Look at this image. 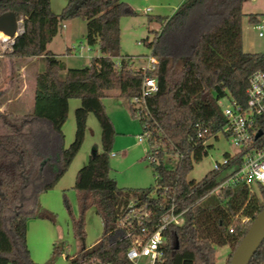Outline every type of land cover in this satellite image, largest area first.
<instances>
[{"label":"trees","instance_id":"trees-1","mask_svg":"<svg viewBox=\"0 0 264 264\" xmlns=\"http://www.w3.org/2000/svg\"><path fill=\"white\" fill-rule=\"evenodd\" d=\"M245 1L183 0L172 15L149 17L161 24L151 31V39L146 38L158 59L157 69L149 74L159 89L145 98L149 115L144 120L151 131L148 153L159 162L153 164L154 186L126 188L111 176L116 130L103 99L116 89L136 115L134 99L141 96L143 74L121 55V18L135 15V10L123 0H67L59 13L53 12L51 0H0V15L12 11L23 20L24 31L14 39L12 56L44 58L35 78L32 109L0 111V264H38L27 243L28 221L56 220L41 205L40 195L55 186L80 150L91 112L101 127L102 150H94L78 170L74 189L79 215L73 219V232L76 238L86 236V212L94 209L103 221V233L95 244L67 256L68 264H128V242L117 221L130 196L148 200L157 187L175 182L181 207L189 210L183 224L166 230L164 264H217L216 249L224 245L231 248L230 264L264 208V188L226 187L201 199L219 185L222 172L213 169L198 182L187 177L194 161L208 154L207 140L224 124L219 101L232 96L244 103L249 76L264 68V53L243 49ZM76 17L87 21L88 44L97 45L102 55L83 68H67L48 44L62 21ZM249 20L257 22L256 16ZM71 98H80L81 105L75 110V138L65 147L63 125ZM155 143L158 148H153ZM164 145L183 154L177 166L164 160ZM62 248L63 243L54 244L44 264H53ZM249 264H264V240Z\"/></svg>","mask_w":264,"mask_h":264},{"label":"rangeland","instance_id":"rangeland-1","mask_svg":"<svg viewBox=\"0 0 264 264\" xmlns=\"http://www.w3.org/2000/svg\"><path fill=\"white\" fill-rule=\"evenodd\" d=\"M135 10V15L121 18V55L132 61V68L138 69L145 64L146 56L151 49L146 38L153 37L152 30H159L161 24L150 21L149 17L157 15L170 16L175 6L182 0H123ZM67 0H51L53 12L59 13ZM243 49L248 53H264V0H247L243 3ZM250 16H256L257 22H251ZM262 29L259 30L258 26ZM259 31L263 36H259ZM87 21L76 17L62 21L58 33L48 44V49L57 54L65 62L67 68H83L90 64L93 57L101 56L97 45H89L87 41ZM0 50V111L9 108L16 112L30 111L34 105L36 74L43 70L44 58L12 56V39ZM122 57H118V61ZM65 71H63V74ZM106 111L111 117L116 137L110 153L111 176L120 187L147 188L156 184L153 165L148 159L149 142L145 137L143 125L137 115H133L130 102L120 96L116 89L110 90L103 99ZM229 103L228 97L219 101L220 105ZM81 105L80 98L69 100L68 118L63 125L64 146L68 147L75 138V110ZM207 145L208 154L201 160L194 161L188 180L201 181L213 170L216 162H222L226 153H234L235 148L226 136L219 132L210 137ZM102 150L101 127L94 113L87 118L86 133L83 144L72 160L66 172L55 186L40 195L41 205L50 210L56 220L31 218L28 221L27 243L32 259L38 264L46 263L54 248V244L63 243L62 253L58 254L53 264H68L67 256H73L83 246H91L98 242L103 233V221L94 209L86 212V236L76 238L73 232V219L79 215L77 193L74 189L78 170L84 166L93 151ZM170 153L172 151L170 149ZM112 153H115L112 155ZM172 159H176L173 154ZM231 248L228 245L216 249L217 264H226Z\"/></svg>","mask_w":264,"mask_h":264},{"label":"built area","instance_id":"built-area-1","mask_svg":"<svg viewBox=\"0 0 264 264\" xmlns=\"http://www.w3.org/2000/svg\"><path fill=\"white\" fill-rule=\"evenodd\" d=\"M17 22L19 35L24 31V25L22 18L17 19ZM258 28L261 30L262 26L259 25ZM258 34L263 36L262 31ZM8 38L12 39L13 45V38L9 36ZM6 44L9 43L0 44L2 52ZM157 65L158 59L150 53L145 58V64L138 68L143 78L141 96L134 99V106L136 115L144 121L145 130V134L139 136L140 141L147 137L149 142L151 136L149 124L144 120V117L149 115L145 98L159 89L156 78L149 74L157 69ZM227 97L229 103L220 105L225 121L219 132L231 141L235 151L232 154L228 153L222 162H216L213 169L221 171L223 177L219 185L201 199L226 187L246 186L250 190L264 188V68L255 70L249 76L244 103L232 96ZM158 147V143L153 144V148ZM167 147L164 145L162 148L171 149ZM173 154L176 156L174 160ZM182 158L181 153H170L165 150L164 160L171 166H177ZM148 159L152 165L159 162V158L150 153ZM177 189L178 184L175 182L173 185L157 187L148 200L134 194L130 196L123 214L117 221V227L123 230V238L128 242L126 250L128 264H164L166 230L171 225L183 224L189 210L188 206L181 207L182 199L178 197Z\"/></svg>","mask_w":264,"mask_h":264},{"label":"water","instance_id":"water-1","mask_svg":"<svg viewBox=\"0 0 264 264\" xmlns=\"http://www.w3.org/2000/svg\"><path fill=\"white\" fill-rule=\"evenodd\" d=\"M0 31L13 40L18 36V22L14 12L8 11L0 15ZM263 240L264 208L256 215L247 233L241 239L232 255L230 264H249Z\"/></svg>","mask_w":264,"mask_h":264},{"label":"bare ground","instance_id":"bare-ground-1","mask_svg":"<svg viewBox=\"0 0 264 264\" xmlns=\"http://www.w3.org/2000/svg\"><path fill=\"white\" fill-rule=\"evenodd\" d=\"M10 43V40L7 35L0 31V44Z\"/></svg>","mask_w":264,"mask_h":264},{"label":"crops","instance_id":"crops-1","mask_svg":"<svg viewBox=\"0 0 264 264\" xmlns=\"http://www.w3.org/2000/svg\"><path fill=\"white\" fill-rule=\"evenodd\" d=\"M183 2V0L180 2V4ZM178 4L177 6H175V10L178 8V6L180 5ZM52 7V6H51ZM175 12V11H174ZM28 229V228H27Z\"/></svg>","mask_w":264,"mask_h":264}]
</instances>
